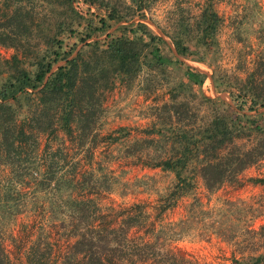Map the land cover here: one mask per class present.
Returning <instances> with one entry per match:
<instances>
[{
  "label": "trees",
  "instance_id": "trees-1",
  "mask_svg": "<svg viewBox=\"0 0 264 264\" xmlns=\"http://www.w3.org/2000/svg\"><path fill=\"white\" fill-rule=\"evenodd\" d=\"M153 1L0 0V46L15 50L0 54V264H197L171 243L200 221L193 205L198 178L209 193L241 187L243 172L264 160V59H253L245 76L220 68L224 17L214 0L193 15L173 5V18L157 26L178 56L164 54L168 42L146 21ZM182 57L209 66L216 91L228 92L232 103L207 95L209 74ZM146 64L165 75L169 65L180 71L167 85L170 99L156 106L149 126L134 128L139 137L127 126L102 134L108 93ZM187 92L195 106L182 96ZM102 143L116 158L173 175L153 213L145 202L100 206L103 191L132 190L106 171L111 158L96 160ZM247 180L264 186V174ZM187 196L194 197L187 217L164 224V213ZM19 217L25 220L16 235ZM232 227L231 237L241 232ZM255 232L264 238V225ZM230 259L264 264V252Z\"/></svg>",
  "mask_w": 264,
  "mask_h": 264
},
{
  "label": "rangeland",
  "instance_id": "rangeland-1",
  "mask_svg": "<svg viewBox=\"0 0 264 264\" xmlns=\"http://www.w3.org/2000/svg\"><path fill=\"white\" fill-rule=\"evenodd\" d=\"M203 1H153L150 10L146 12L149 18L146 21L168 42V44H161L164 54L178 56L171 38L165 35L157 25L165 26L173 18L174 15L168 11L174 7L175 3L193 15L200 12ZM214 3L220 15L224 17V25L218 34L220 68L229 75L245 76L257 60L264 59V0H214ZM77 6L85 10L82 1L78 2ZM14 51L13 48L0 46V54L3 58L9 57ZM181 59L209 74L203 87L207 95L214 98L220 97L232 103L228 92L216 91L211 78L213 70L209 66L183 57ZM253 59H255L254 63ZM160 68L146 64L135 79L116 86L108 93L100 121L99 131L102 134H107L120 126H127L132 129L131 137H139L140 133H137L134 128L150 125L155 119L156 106L170 99L167 85L177 82L181 77L180 71L172 69L171 65L166 70L168 75L162 74ZM192 95L187 92L182 96H187L191 105L195 106ZM263 110L264 108L259 109V111ZM249 114L255 116L257 112L252 111ZM240 144L249 146L252 142L240 141ZM112 149L102 143L95 151L96 160L103 161L102 163L105 164L108 158H111L106 163L108 164L106 171L112 172L113 176H118L120 182L132 184V190L125 196L120 195L118 190L103 191L101 197L97 199L98 203L105 209L109 206L119 208L136 202H145L147 209L153 213L158 201V192L172 184L173 175L161 168L136 165L133 159L124 157H117V159L113 156L116 151ZM263 174L264 160L243 172L242 178L246 180L243 186L225 185L214 193H209L203 181L198 178V187L195 191L196 202L193 196L184 197L176 207L163 215L164 224L178 222L187 217L190 208L193 207L190 204L194 202L193 205L196 207L194 213L200 218L199 222L195 221L189 227L186 226L188 228L183 231L182 236L171 243V248L184 250L197 264H230L233 254L264 252V238L255 232L264 225V186L247 180L251 176ZM139 179L147 181L146 188L136 185L139 184L137 181ZM198 201L202 203L198 204ZM23 220H25L23 217H19L12 226L16 235L22 228L20 224ZM159 223L160 221L158 226ZM233 224H239L241 232L231 237ZM6 244L8 250L15 251V245H12L9 239H6Z\"/></svg>",
  "mask_w": 264,
  "mask_h": 264
}]
</instances>
